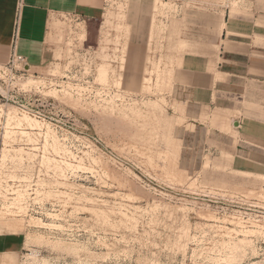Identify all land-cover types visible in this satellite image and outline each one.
Wrapping results in <instances>:
<instances>
[{
  "label": "rangeland",
  "instance_id": "obj_1",
  "mask_svg": "<svg viewBox=\"0 0 264 264\" xmlns=\"http://www.w3.org/2000/svg\"><path fill=\"white\" fill-rule=\"evenodd\" d=\"M104 2L0 79V264H264V154L174 95L215 63L226 0Z\"/></svg>",
  "mask_w": 264,
  "mask_h": 264
},
{
  "label": "crops",
  "instance_id": "obj_2",
  "mask_svg": "<svg viewBox=\"0 0 264 264\" xmlns=\"http://www.w3.org/2000/svg\"><path fill=\"white\" fill-rule=\"evenodd\" d=\"M104 5V0H0V64L20 55L32 68L44 66L52 57L51 22L65 16L94 21ZM225 12L215 63L209 70L181 71L174 95L195 126L207 109L210 120L214 111H225L231 117V152L258 158L264 154V97L253 90L264 88V0H226Z\"/></svg>",
  "mask_w": 264,
  "mask_h": 264
},
{
  "label": "built area",
  "instance_id": "obj_3",
  "mask_svg": "<svg viewBox=\"0 0 264 264\" xmlns=\"http://www.w3.org/2000/svg\"><path fill=\"white\" fill-rule=\"evenodd\" d=\"M16 62L22 63L24 65V68L29 70L30 65L28 64L26 59L20 55H14L7 64H0L3 67L1 68V71H0V73L2 74L0 79L4 83H9L8 85L10 86L13 85V83H15L14 81L16 79L15 72L17 71ZM18 95H20V93H18ZM5 97H7V99L12 97L13 99V97H17V96L15 94H10Z\"/></svg>",
  "mask_w": 264,
  "mask_h": 264
}]
</instances>
